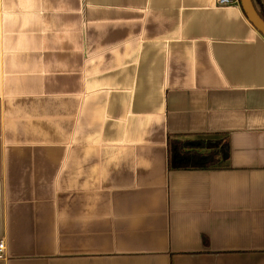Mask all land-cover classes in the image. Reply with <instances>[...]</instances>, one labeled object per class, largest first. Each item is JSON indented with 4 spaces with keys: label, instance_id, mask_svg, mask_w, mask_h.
<instances>
[{
    "label": "crops",
    "instance_id": "1",
    "mask_svg": "<svg viewBox=\"0 0 264 264\" xmlns=\"http://www.w3.org/2000/svg\"><path fill=\"white\" fill-rule=\"evenodd\" d=\"M171 138L225 154L176 169ZM2 241L0 264H264V36L240 2L0 0Z\"/></svg>",
    "mask_w": 264,
    "mask_h": 264
},
{
    "label": "trees",
    "instance_id": "2",
    "mask_svg": "<svg viewBox=\"0 0 264 264\" xmlns=\"http://www.w3.org/2000/svg\"><path fill=\"white\" fill-rule=\"evenodd\" d=\"M264 19V13L259 11ZM172 167L176 169L189 168H213L220 162L225 152L222 149H212L207 151L204 140H181L171 138L169 140Z\"/></svg>",
    "mask_w": 264,
    "mask_h": 264
},
{
    "label": "water",
    "instance_id": "3",
    "mask_svg": "<svg viewBox=\"0 0 264 264\" xmlns=\"http://www.w3.org/2000/svg\"><path fill=\"white\" fill-rule=\"evenodd\" d=\"M246 16L254 27L264 36V19L260 15L253 0H239Z\"/></svg>",
    "mask_w": 264,
    "mask_h": 264
},
{
    "label": "built area",
    "instance_id": "4",
    "mask_svg": "<svg viewBox=\"0 0 264 264\" xmlns=\"http://www.w3.org/2000/svg\"><path fill=\"white\" fill-rule=\"evenodd\" d=\"M239 0H217V3L220 5H230L234 3H238ZM4 248V242L0 243V251Z\"/></svg>",
    "mask_w": 264,
    "mask_h": 264
}]
</instances>
